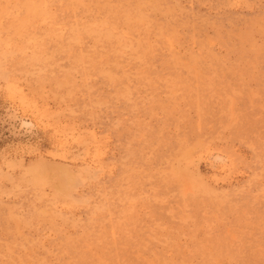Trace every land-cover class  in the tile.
I'll return each mask as SVG.
<instances>
[{
    "label": "rangeland",
    "instance_id": "1",
    "mask_svg": "<svg viewBox=\"0 0 264 264\" xmlns=\"http://www.w3.org/2000/svg\"><path fill=\"white\" fill-rule=\"evenodd\" d=\"M0 264H264V0H0Z\"/></svg>",
    "mask_w": 264,
    "mask_h": 264
}]
</instances>
